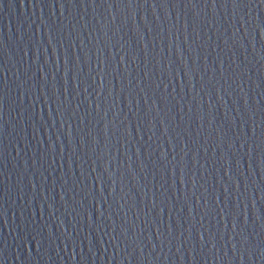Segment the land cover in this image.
<instances>
[{
    "label": "water",
    "instance_id": "1",
    "mask_svg": "<svg viewBox=\"0 0 264 264\" xmlns=\"http://www.w3.org/2000/svg\"><path fill=\"white\" fill-rule=\"evenodd\" d=\"M0 264H264V0H0Z\"/></svg>",
    "mask_w": 264,
    "mask_h": 264
}]
</instances>
